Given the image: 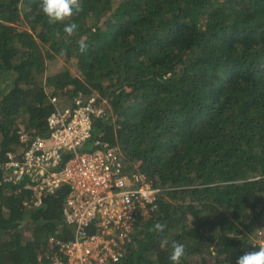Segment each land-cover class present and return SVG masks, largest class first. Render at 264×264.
Instances as JSON below:
<instances>
[{"label":"trees","instance_id":"obj_1","mask_svg":"<svg viewBox=\"0 0 264 264\" xmlns=\"http://www.w3.org/2000/svg\"><path fill=\"white\" fill-rule=\"evenodd\" d=\"M77 95L101 108L77 150L117 146L161 188L115 264H264V0H0V264L74 236L68 183L35 204L4 163Z\"/></svg>","mask_w":264,"mask_h":264},{"label":"built area","instance_id":"obj_2","mask_svg":"<svg viewBox=\"0 0 264 264\" xmlns=\"http://www.w3.org/2000/svg\"><path fill=\"white\" fill-rule=\"evenodd\" d=\"M73 98L49 114L47 135L17 130L24 147L20 154L7 151L4 178L31 189L35 204L61 183L69 185L63 211L74 236L58 241L60 254H39L35 264H115L125 254L137 213L146 215L156 206L161 188L138 168L127 169L117 146L102 143L91 152L77 150L91 133L92 113L101 108L94 105V96ZM57 99L54 95L50 101ZM64 151L73 154L60 164ZM254 240L264 252V216Z\"/></svg>","mask_w":264,"mask_h":264},{"label":"rangeland","instance_id":"obj_3","mask_svg":"<svg viewBox=\"0 0 264 264\" xmlns=\"http://www.w3.org/2000/svg\"><path fill=\"white\" fill-rule=\"evenodd\" d=\"M69 68L71 70H74V66L72 65L71 62L69 61H63V60H54L53 62H51V67H50V71H55L61 68Z\"/></svg>","mask_w":264,"mask_h":264}]
</instances>
